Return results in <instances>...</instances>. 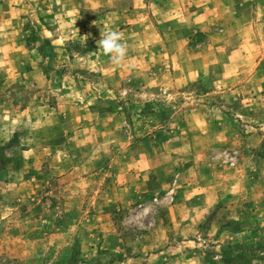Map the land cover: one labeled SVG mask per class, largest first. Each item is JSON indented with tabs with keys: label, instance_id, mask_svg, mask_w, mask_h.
I'll list each match as a JSON object with an SVG mask.
<instances>
[{
	"label": "rangeland",
	"instance_id": "1",
	"mask_svg": "<svg viewBox=\"0 0 264 264\" xmlns=\"http://www.w3.org/2000/svg\"><path fill=\"white\" fill-rule=\"evenodd\" d=\"M0 264H264V0H0Z\"/></svg>",
	"mask_w": 264,
	"mask_h": 264
},
{
	"label": "clouds",
	"instance_id": "2",
	"mask_svg": "<svg viewBox=\"0 0 264 264\" xmlns=\"http://www.w3.org/2000/svg\"><path fill=\"white\" fill-rule=\"evenodd\" d=\"M121 41V34L117 31L103 33L98 41V50L108 55L115 65H120L126 57V46Z\"/></svg>",
	"mask_w": 264,
	"mask_h": 264
}]
</instances>
